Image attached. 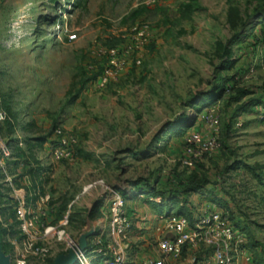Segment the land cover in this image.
Returning <instances> with one entry per match:
<instances>
[{
  "label": "rangeland",
  "instance_id": "1",
  "mask_svg": "<svg viewBox=\"0 0 264 264\" xmlns=\"http://www.w3.org/2000/svg\"><path fill=\"white\" fill-rule=\"evenodd\" d=\"M261 1L81 0L77 5L76 0H0V110L7 114L0 121V137L12 144L8 171L17 174L16 184L26 185L28 176L31 193L52 194L54 210L64 205L68 210L72 204L68 229L74 237L94 215L84 212L87 204L100 197L99 189L83 193L85 187L100 179L114 186L126 201L128 215L140 212L149 228L142 246L140 239L128 236L130 264L150 255L154 246L149 241L162 214L189 213L202 205L242 216L264 245L261 114L240 112L227 138L233 154L219 151L205 157L200 170L182 161L184 136L190 131L183 125L210 91L223 86L220 78L240 72L236 88H264V64L254 63L264 54V42L257 46L254 36ZM142 23L150 26L149 43L129 54L115 80L98 88L94 77L106 62L99 50L125 45L130 28ZM69 32L77 39L70 41ZM225 47L233 51L230 67ZM236 105L216 103L221 131ZM259 110L264 112V107ZM194 122L198 130L204 128L200 119ZM56 129L76 137L74 160L52 156ZM239 160L253 169L239 163L226 171ZM177 175L187 181L208 175L211 183L174 200L149 193L152 186L170 187ZM4 177L0 170V183ZM8 189H1L11 207L0 212L9 224L5 228L0 220V245L12 256L17 221ZM103 208L107 213L108 207ZM61 254L62 245H55L50 258L30 264H54Z\"/></svg>",
  "mask_w": 264,
  "mask_h": 264
},
{
  "label": "built area",
  "instance_id": "2",
  "mask_svg": "<svg viewBox=\"0 0 264 264\" xmlns=\"http://www.w3.org/2000/svg\"><path fill=\"white\" fill-rule=\"evenodd\" d=\"M149 2L155 3L156 0ZM126 35L125 45L99 50L98 54L105 57L106 62L96 81L98 88L104 89L115 80L127 65L129 54L139 52L149 43L150 26L148 23L134 25ZM68 38L74 41L77 34L69 32ZM258 62L264 64V54L257 59ZM6 118V112L0 110V121ZM199 119L204 128L190 129L184 136L182 161L190 168L205 157L216 154L221 146V120L216 104L205 109ZM54 133L52 156L56 160H74L76 137L61 129ZM11 156V148L0 137V170L5 175L17 221V235L11 242L14 246L13 264H30L32 259L44 262L51 257L55 245H62L63 254L74 251L73 264H130L128 236L134 227L135 215H128L126 201L118 189L103 179L85 187L83 193L90 189L100 190L99 199L108 206L106 220L109 232L107 237L104 233L88 236L81 247L80 240L68 230L72 204L59 220L51 218L54 211L52 194L31 193L27 188L31 182L28 176L24 177L26 185L18 186L17 174L8 171ZM1 221L3 227H9L7 222ZM159 222L153 228V237L149 241L150 244L153 242V250L150 255L141 256L136 264H255L249 257L247 234L221 208L202 205L189 213L171 211L162 214ZM146 240L145 234L140 232V246Z\"/></svg>",
  "mask_w": 264,
  "mask_h": 264
},
{
  "label": "trees",
  "instance_id": "3",
  "mask_svg": "<svg viewBox=\"0 0 264 264\" xmlns=\"http://www.w3.org/2000/svg\"><path fill=\"white\" fill-rule=\"evenodd\" d=\"M76 1H77L76 2L77 5L81 4V2H80L81 0H76ZM255 14L259 15V17H261V19L258 20V21H260L259 24L255 26V28L257 27V30L259 33L257 32L254 35L255 39H256L255 44L257 46H259L260 44H262V42H264V0L261 1V4L259 6H257V8L255 10ZM224 50H225V55L227 56L226 57L227 61H229V62L232 61L233 51L231 50V47H227V48L225 47ZM231 64H232V62H230L229 67ZM102 69H103V66L100 67V70L97 72V74L95 75L94 78H96V79L98 78V76L102 72ZM239 73L240 72L235 74V76L233 75V76L220 78V81L225 82L223 84V86L218 85L212 91H210L208 93V96H207L208 100L205 103L199 105L196 109L195 116H190L187 119V122L183 125V126H186L187 128L192 129L194 124H195L194 121L199 119L201 113L205 109L216 104L220 100H224V103L228 107L233 105V103L237 104L234 107V109L232 110L233 114L228 115L227 118L224 120V123H223L224 124L223 125V131H225V132L221 131V134H222V132H223V134L220 135L221 146L219 149V151L222 152L223 154H225L227 151H230L232 154L234 152L232 150V148H229L227 138H228V135L230 134V132L232 130L234 123H236L235 120L240 115L241 111L246 110L249 112L260 113L261 114V117H260L261 121L264 122V112H259V110L254 109V108H257L259 106L264 107V88H262L261 90H254L253 92H252V90H249L247 88H236V84L238 83L236 75H238ZM230 89H235L236 94H234V95L230 94ZM244 96H249V98L246 99L245 101H242ZM198 102L200 103V100ZM238 103H240V104H238ZM220 120H221V118H220ZM179 133H178V135H179ZM39 139L44 140V138H39ZM7 144H8V146L10 145L9 146L10 148H13L11 143L10 144L7 143ZM13 155H15V154H13ZM239 163H242L244 165L243 167L253 169L252 166L250 167L249 164L239 160L235 164L236 166H229L228 169L227 170L225 169V170L228 171L229 168H237ZM196 166H197L196 170H200L202 167H204L203 163H201L200 161L196 163ZM256 175L260 179H262L260 174H256ZM16 180L18 181V179H16ZM188 181H190V182L188 183ZM188 181L186 179L181 178L179 175H177V178H174L172 180V185L170 187H167L164 190H157L155 187L152 186L150 188L151 190L149 191V193L151 195H155V196L160 195L164 199L170 198V199L174 200L175 198H178V197L179 198H181V197L186 198L188 194H190L192 192H197V191L201 190L203 187L207 186L209 183H211V178L208 175H204L202 178H197V176H193V177L188 178ZM3 185H5L3 182L0 183V200L1 201H2V199L4 200V198H6L3 194V192H1ZM126 195L128 197V194H126ZM220 202H223V201H220ZM224 205L227 207V209H230L228 202H224ZM66 209H67L66 205H64L60 209H55L53 211V213H51L52 215H54V220H56V221L59 220L62 217L63 212ZM230 211H231V209H230ZM229 215H230V218L232 219V221L235 223V225L238 226L239 228H241L247 234L248 246L253 253V262L255 264H264V245L260 244L259 241L252 235L249 223L246 220H244L242 216L235 215V213L233 211H231V213ZM1 228H2V225L0 224V233H2ZM5 251L7 252V250H5Z\"/></svg>",
  "mask_w": 264,
  "mask_h": 264
},
{
  "label": "crops",
  "instance_id": "4",
  "mask_svg": "<svg viewBox=\"0 0 264 264\" xmlns=\"http://www.w3.org/2000/svg\"><path fill=\"white\" fill-rule=\"evenodd\" d=\"M255 32L257 33L258 32V30H257V27L255 28ZM259 33V32H258ZM258 58L260 57V55H258L257 56ZM256 57V58H257ZM257 58V59H258ZM257 59L255 60V62L254 63H256V61H257ZM258 64V63H257ZM256 64V65H257ZM261 107L262 106H259V107H257V108H254V109H257V110H259V108L261 109ZM259 112H262V110H259ZM239 118V117H238ZM260 124V123H259ZM263 124H264V122H262V124H260L259 126L260 127H262L263 126ZM193 128H195L194 126H193ZM192 128V129H193ZM263 128V127H262ZM14 175H16V174H14ZM4 184H5V180L3 179V181H2ZM6 185V184H5ZM7 186V185H6ZM9 197V196H8ZM0 202H1V207H0V212H1V209L2 210H6L7 208H9V207H11V204L10 205H7V204H9V203H5L4 202V200L2 199V201L0 200ZM94 203H92V204H87V206H88V209L89 210H87V211H84V212H86V213H94V215H92V214H90V218L89 219H87V221L84 223V226L82 227V228H80L78 231H77V234L80 232V236H77L76 234H74L75 235V237L78 239V240H81V236L82 235H84V234H86V233H88V234H90V233H94V234H100V233H104L105 235H106V237H107V235H108V232H109V225H108V222H107V220H106V215H107V213H105V211H103V207H108L107 205H106V202L105 201H103L102 199H99V200H95V201H93ZM100 203H102L103 205H102V209L100 210L99 208H98V205L100 204ZM93 211V212H92ZM103 211V212H102ZM64 214V213H63ZM63 216V215H62ZM139 216H141V214H140V212H136L135 213V220H134V227H133V229L131 230V232L129 233V236L130 237H134V238H138V239H140V232H142V233H145L146 231H148L149 230V228H148V226H144L145 224H147L145 221H146V219H144V217H142L141 216V218L139 219ZM155 216H153L152 218H151V220L154 218ZM0 218H1V214H0ZM51 218H54V215H52L51 216ZM2 219V218H1ZM154 219H156V218H154ZM149 224V223H148ZM155 224V223H154ZM153 224V225H154ZM155 226V225H154ZM149 227H150V225H149ZM69 228V227H68ZM69 230V229H68ZM70 232V231H69ZM71 233V232H70ZM72 234V233H71ZM73 235V234H72ZM90 236V235H89ZM249 253H250V259L253 261V253H252V251L250 250L249 251Z\"/></svg>",
  "mask_w": 264,
  "mask_h": 264
},
{
  "label": "water",
  "instance_id": "5",
  "mask_svg": "<svg viewBox=\"0 0 264 264\" xmlns=\"http://www.w3.org/2000/svg\"><path fill=\"white\" fill-rule=\"evenodd\" d=\"M93 234L94 233H90V234L86 233L82 235L80 240V246L83 247L86 242V238L89 235H93ZM11 260H12V256L10 254L4 253L0 245V264H11ZM74 262H75L74 251H70L66 254L59 255L56 258L54 264H73Z\"/></svg>",
  "mask_w": 264,
  "mask_h": 264
}]
</instances>
